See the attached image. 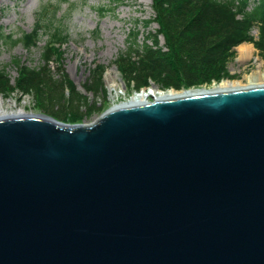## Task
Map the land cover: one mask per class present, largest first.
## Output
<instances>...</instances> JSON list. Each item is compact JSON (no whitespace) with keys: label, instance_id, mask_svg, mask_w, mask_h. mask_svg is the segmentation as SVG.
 <instances>
[{"label":"water","instance_id":"obj_1","mask_svg":"<svg viewBox=\"0 0 264 264\" xmlns=\"http://www.w3.org/2000/svg\"><path fill=\"white\" fill-rule=\"evenodd\" d=\"M201 92L0 115V264H264V85Z\"/></svg>","mask_w":264,"mask_h":264},{"label":"trees","instance_id":"obj_2","mask_svg":"<svg viewBox=\"0 0 264 264\" xmlns=\"http://www.w3.org/2000/svg\"><path fill=\"white\" fill-rule=\"evenodd\" d=\"M151 9L152 14L140 20L144 33L140 41L142 32L137 22L128 29L126 50L119 52L115 59L119 72L125 76V85L132 91L148 87L150 81L162 89L180 90L209 84L212 79L232 78L225 66L226 59L234 55L233 47L243 42L251 43L264 61V0H151ZM152 24L157 27L151 29ZM253 28L258 30L256 39L251 35ZM40 32L36 21L32 30L21 37L26 48L37 46ZM160 36L164 39L163 45L159 44ZM47 38L40 49L42 66L31 68L21 65L18 59L13 60L18 75L11 82L0 65V95L33 91L39 96L63 100V89H66L70 99L77 96L69 79L55 78L48 68L53 56L61 58L59 47L67 45L69 35L58 31ZM4 39L10 36L0 31V42ZM205 70L207 73L202 75ZM103 72L101 65L91 70L84 84L87 91L101 89L99 81ZM41 85H44L43 91L38 88ZM78 97L82 99L81 95ZM58 106L66 109L63 121L67 123H77L83 116L90 117L95 112L89 110L83 115L71 111L70 107ZM46 113L58 117L52 112Z\"/></svg>","mask_w":264,"mask_h":264},{"label":"rangeland","instance_id":"obj_3","mask_svg":"<svg viewBox=\"0 0 264 264\" xmlns=\"http://www.w3.org/2000/svg\"><path fill=\"white\" fill-rule=\"evenodd\" d=\"M100 8L105 11H101ZM151 14V0H0V31L4 36H10V39L0 42V65L5 69L11 82L18 75L12 64L13 60L18 59L21 65L31 68L42 66L40 49L48 39V35L63 31L69 35V42L59 47L62 50L61 58L53 56L48 68L55 78L69 79L77 92V96L70 99L68 91L63 89L64 99L59 100L47 98L43 94L39 96L38 92L15 91L8 93L7 97L0 95L2 105L6 110L14 112L19 109L23 112L36 110L48 116L50 115L46 112H52L58 116L55 119L61 122H64L66 109L58 104L66 108L70 107L71 111L75 110L83 115L89 110H94L90 117L83 116L78 121L84 124L91 123L112 105L124 102L135 92L125 85V76L119 72L115 59L119 52L126 50L129 27L138 22V28L142 32L140 20L148 18ZM36 21H39L41 27L37 46L26 48L21 37L32 30ZM155 27L156 24L151 25V29ZM257 33L258 30L253 28L251 35L255 39ZM143 34V32L139 34V41ZM12 39L16 42L12 43ZM159 44H164L161 36ZM251 46L253 56L262 60L258 50L252 44ZM232 51L234 55L226 59L225 66L234 78L224 79L237 80L246 85L244 76L253 71V59L239 60L236 48ZM96 65H101L104 69L99 81L102 84L101 89L97 88V92L87 91L84 84ZM108 70L113 72L117 80V86L112 90L109 88L110 81L106 77ZM206 73L205 70L202 75ZM220 81L213 82L206 88L212 89ZM150 85L162 91L167 90L158 87L152 81ZM38 88L43 91L44 85ZM93 88L95 89V86ZM78 95L82 96L81 100ZM48 106L53 107L47 109Z\"/></svg>","mask_w":264,"mask_h":264},{"label":"bare ground","instance_id":"obj_4","mask_svg":"<svg viewBox=\"0 0 264 264\" xmlns=\"http://www.w3.org/2000/svg\"><path fill=\"white\" fill-rule=\"evenodd\" d=\"M146 4V3H145ZM237 50V58L239 60H247V59H253L254 69L251 73L244 76L246 80V85H243V83L237 81V80H221L217 86H212V89H200V91H196L195 89L189 90L187 93L183 91H178L174 89H168L165 91H162L155 86H150L146 89H142L139 91L134 92L131 94L124 102L120 103L118 106H123L139 101H148L152 100L154 97L155 99H161V98H168V97H174L179 96L183 94H193V93H203L202 90L209 91H228V90H234L238 87H256V86H262L264 85V61L260 60L257 56H253V49L251 44L249 43H241L236 47ZM106 77L110 81L109 88L112 90V88H116L117 86V80L116 76L113 74L111 70H108L106 72ZM205 93V92H204ZM151 98V99H150ZM23 112L22 109H19V111L14 112L11 110H6L4 106L2 105V101L0 100V115L5 114H12V113H19Z\"/></svg>","mask_w":264,"mask_h":264}]
</instances>
